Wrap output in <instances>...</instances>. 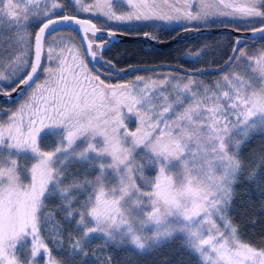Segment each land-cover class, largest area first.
<instances>
[{"label":"snow or ice","instance_id":"1","mask_svg":"<svg viewBox=\"0 0 264 264\" xmlns=\"http://www.w3.org/2000/svg\"><path fill=\"white\" fill-rule=\"evenodd\" d=\"M77 12L184 32L234 27L227 19L264 39V0H0V82L14 85L0 96L27 90L0 119V264H92L97 242L131 257L177 238L197 264H264V246L231 217L239 184L264 187V155L244 156L264 136V48L248 51L237 36L211 84L187 73L110 83L102 77L116 64L97 34L117 33ZM61 24L78 25L86 48L58 35L70 31Z\"/></svg>","mask_w":264,"mask_h":264},{"label":"trees","instance_id":"2","mask_svg":"<svg viewBox=\"0 0 264 264\" xmlns=\"http://www.w3.org/2000/svg\"><path fill=\"white\" fill-rule=\"evenodd\" d=\"M79 15L78 12L74 13ZM87 18V17H85ZM98 27L110 28L114 31L122 32L127 35L125 40H113L105 47L103 55L105 59L115 62L116 68H123V71L112 75H104L110 81L117 79L128 80L137 74L145 73L150 70H170L173 73L184 75L185 73L197 76L207 83H212L223 70L227 67L228 57L232 54L235 38L228 29L215 32L197 33L187 36L190 32H184L182 24L160 25L146 23H130L121 26H113L105 23L101 19L89 17ZM224 25L232 24L234 27L246 28L245 24L223 20ZM216 27L219 26V22ZM234 27H231L234 29ZM68 29V28H64ZM35 31V29H33ZM148 32L156 36L157 39H149L144 33ZM79 39L74 30L61 32ZM98 42L104 37L97 35ZM244 41L248 51H255L264 48V39L245 38L239 36ZM175 38V39H174ZM174 39V40H173ZM153 41L165 44L157 45ZM169 42V43H166ZM204 49V53L196 57L197 50ZM89 62L90 57H85ZM92 62V61H91ZM90 68L99 69V62L93 63ZM40 75V74H39ZM1 86L7 87V82H0ZM0 101V109L2 108ZM5 113H0V119H4ZM52 140L42 141L41 147L50 148ZM261 155H264V136L257 134L244 148V156L259 163ZM231 217L239 227L241 236L244 240L257 246H264V187L259 184L243 182L237 186L235 198L231 208ZM57 220L62 221V216L57 215ZM53 229L48 226L43 230V235L47 238L46 242L53 250V255L60 257L61 250L55 239L52 238ZM64 231H68V226L64 225ZM101 242L91 246L97 255L90 257L92 264H104L107 257H113L114 264H125L131 259L133 264H197L196 258L183 250L179 238L170 241L163 247L151 251L144 255L129 256L126 252L115 251L112 248H102Z\"/></svg>","mask_w":264,"mask_h":264},{"label":"water","instance_id":"3","mask_svg":"<svg viewBox=\"0 0 264 264\" xmlns=\"http://www.w3.org/2000/svg\"><path fill=\"white\" fill-rule=\"evenodd\" d=\"M81 18H83V17H81ZM85 19H86V18H85ZM58 27L61 28V29L68 28V29H72V30H74V31L76 32L78 38H79V41H80V44H81L82 48H83V49L86 48L87 40L83 38V37H84V33L81 32V31L79 30V26H78V25H74V24H67V25H65V24H61V25H58ZM223 29H228V30H230L233 34L238 35V36H242V35H243L245 38H248V39L259 37V35H257V36L254 37V36L251 35V33H248V32H237V31H235V30H234L233 28H231V27L200 28V30H198V31H196V30L191 31L187 36H192V35L197 34V33L215 32V31H220V30H223ZM116 33H117L116 36H114V37H109V38H108L109 43L106 45V47H107V46H108L113 40H125V39L128 38L127 35H125V34L122 33V32H116ZM104 34H107V32L105 31V32H103V33H98L97 35H104ZM174 39H175V38H174ZM174 39H173V40H174ZM153 43H154V44H157V45H163V44H165V42L162 43V42H158V41H153ZM166 43H169V42H166ZM39 74H40V73H39ZM17 95H18V93H13V96H12V97H16ZM0 98H4V96H0Z\"/></svg>","mask_w":264,"mask_h":264},{"label":"rangeland","instance_id":"4","mask_svg":"<svg viewBox=\"0 0 264 264\" xmlns=\"http://www.w3.org/2000/svg\"><path fill=\"white\" fill-rule=\"evenodd\" d=\"M78 16H80V17H83V18H85V17H87L86 19H90L89 17H92V18H98V19H101L102 21H104L105 23L107 22L106 20H105V18L103 17V16H101V15H98V14H92V13H84V12H78ZM108 24H111V25H113V26H116L117 27V25L118 26H121V25H125V24H120V23H116V22H107ZM133 23H142V22H133ZM132 23V24H133ZM147 24H155V25H157V24H160V23H158V22H154V23H147ZM160 25H162V24H160ZM170 25H172V24H170ZM166 26V25H165ZM168 26V25H167ZM108 29V28H107ZM116 32H118V31H116ZM58 35H60V34H58ZM61 36H68V35H65V34H61ZM91 36V34L89 35V37ZM73 39V41H74V43H76V45L77 46H79V47H81L80 46V44L77 42V40H75V38H72ZM47 61L46 60H44L43 61V64L46 66L47 65ZM168 73H172L174 76H177V75H181V74H176V73H173L172 71H170V70H160V69H157V70H150V71H147V72H145V73H141V74H137V75H143V76H158V75H166V74H168ZM114 74V73H113ZM135 77V76H134ZM134 77H132L131 79H134ZM197 77V76H196ZM44 78V74H43V72H41L40 73V80H42ZM103 78V77H102ZM198 78V77H197ZM219 78V76L216 78V79H218ZM107 82H110V83H122V82H125L124 80H121V79H117L116 81H110V79H106V78H104ZM198 79H200V78H198ZM216 79H214L213 80V82L216 80ZM128 80H130V79H128ZM201 80H203V79H201ZM204 81V80H203ZM204 82H206V81H204ZM207 83V82H206ZM209 84H211V83H209ZM4 119H6V113H5V116H4ZM127 124H128V128H129V130H135V127H136V124L134 123V118H130L128 121H127Z\"/></svg>","mask_w":264,"mask_h":264},{"label":"flooded vegetation","instance_id":"5","mask_svg":"<svg viewBox=\"0 0 264 264\" xmlns=\"http://www.w3.org/2000/svg\"><path fill=\"white\" fill-rule=\"evenodd\" d=\"M76 33V32H75ZM90 35V34H89ZM101 36H103L104 38L103 39H108L109 37L107 36V34H104V35H101ZM79 39V38H78ZM102 39V40H103ZM101 40V41H102ZM79 44H80V41H79ZM80 46H81V44H80ZM81 48H82V46H81ZM83 49V48H82ZM86 62H88L89 63V66H92L93 67V64H92V62L90 61H88L87 59H86ZM103 67L104 68H107V65L105 64V65H103ZM121 69H123V68H119V69H114L113 71L115 72V74H118V73H120V72H122L121 71ZM104 75H106V73L104 74ZM39 79H40V75H39ZM8 84V86L7 87H4V86H1L0 85V87H3V88H5V89H8V90H10L14 85L13 84H11V83H7ZM27 90L25 89V90H23L22 92H18V95L16 96V97H12V98H6V97H4V98H0V101L2 102V108L0 109V113H5L4 111H2V110H4V109H8V110H14L18 105H17V101H19V100H21V96L23 95V93L24 92H26Z\"/></svg>","mask_w":264,"mask_h":264}]
</instances>
